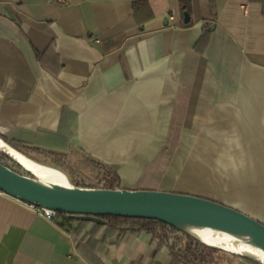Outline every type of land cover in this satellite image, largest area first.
Masks as SVG:
<instances>
[{
  "label": "crops",
  "instance_id": "0c3cea01",
  "mask_svg": "<svg viewBox=\"0 0 264 264\" xmlns=\"http://www.w3.org/2000/svg\"><path fill=\"white\" fill-rule=\"evenodd\" d=\"M0 138L264 222V0H0ZM0 264L175 263L151 234L68 231L3 195Z\"/></svg>",
  "mask_w": 264,
  "mask_h": 264
},
{
  "label": "water",
  "instance_id": "95a60500",
  "mask_svg": "<svg viewBox=\"0 0 264 264\" xmlns=\"http://www.w3.org/2000/svg\"><path fill=\"white\" fill-rule=\"evenodd\" d=\"M0 189L21 200L99 223L104 221V215L153 218L198 239L184 226L214 228L237 236L264 253L263 222L239 209L200 195L164 190L57 186L20 174L1 161ZM242 256L264 264L253 257Z\"/></svg>",
  "mask_w": 264,
  "mask_h": 264
},
{
  "label": "trees",
  "instance_id": "16d2710c",
  "mask_svg": "<svg viewBox=\"0 0 264 264\" xmlns=\"http://www.w3.org/2000/svg\"><path fill=\"white\" fill-rule=\"evenodd\" d=\"M210 26L205 22L203 35L197 44L200 50L206 49L209 43ZM19 151L24 153L28 158L32 159L31 151L25 150L22 146L15 145ZM23 150V151H22ZM37 153L50 154L47 151L36 149ZM50 156V155H48ZM0 161L17 171L20 174L34 177L33 174L10 155L0 150ZM99 169L97 183L78 182L76 186L98 189H124L121 184V178L116 170L102 161L92 159ZM10 163L13 164L10 165ZM16 166V168L14 167ZM18 166V167H17ZM77 218L69 213L58 212L54 217L62 228L70 231L72 229V219ZM109 232H119L121 230H129L133 234L148 233L153 235L159 242V247H167L175 264H217V254L222 250L217 247L210 246L192 234L176 228L168 223L153 218H138L119 215L102 216ZM79 219V218H78ZM83 223L91 220L81 219ZM251 260L254 264H260L254 259L244 257Z\"/></svg>",
  "mask_w": 264,
  "mask_h": 264
},
{
  "label": "bare ground",
  "instance_id": "6f19581e",
  "mask_svg": "<svg viewBox=\"0 0 264 264\" xmlns=\"http://www.w3.org/2000/svg\"><path fill=\"white\" fill-rule=\"evenodd\" d=\"M0 150L8 152L10 155L19 159L23 165L39 176H45L51 179L49 184L57 186L71 185L67 175L54 167L35 162L18 151L10 147L0 138ZM45 182V181H44ZM188 231L198 236L202 241L209 245L217 246L228 252L242 254L253 257L264 263V253L247 244L237 236L225 231L202 226H184Z\"/></svg>",
  "mask_w": 264,
  "mask_h": 264
},
{
  "label": "rangeland",
  "instance_id": "374dc122",
  "mask_svg": "<svg viewBox=\"0 0 264 264\" xmlns=\"http://www.w3.org/2000/svg\"><path fill=\"white\" fill-rule=\"evenodd\" d=\"M4 142L7 143L6 141H4ZM8 145L10 147H12L13 149H15L16 151H18L15 147L11 146L10 144H8ZM18 152L20 154H22L23 156H26L24 153H21L20 151H18ZM8 155H10V154H8ZM11 157L23 166V163L19 159H17L16 157H14L12 155H11ZM37 158L39 159L38 162H40V163L43 162L42 164L54 167V168L59 169L60 171L64 172L67 175V177L69 178L71 185L76 186L75 184H77L78 182L97 183L99 181L98 180L99 169H98L97 165L92 161V159H94V158H91L88 155L84 157V156H80V154L79 155L69 154L67 156H60V157L56 156L55 157L52 155L48 156L47 154H45V155L38 154ZM103 163H105V162H103ZM105 164L111 166L119 174L118 170L114 166H112L108 163H105ZM10 165L13 166L12 163H10ZM14 167L16 168V166H14ZM33 176H34L33 178L37 179V180H42L45 182L51 181L50 178L45 177V176H39V175H36L35 173L33 174ZM119 176L121 178L120 174H119ZM121 184L123 186L122 178H121ZM256 219H258V218H256ZM261 222H263V221H261ZM244 257L245 256H242V255H239L236 253H232V252H228V251L223 250V249L216 256L217 264H254L251 260L246 259ZM260 264H262V263H260Z\"/></svg>",
  "mask_w": 264,
  "mask_h": 264
},
{
  "label": "built area",
  "instance_id": "2783aa9c",
  "mask_svg": "<svg viewBox=\"0 0 264 264\" xmlns=\"http://www.w3.org/2000/svg\"><path fill=\"white\" fill-rule=\"evenodd\" d=\"M58 2H66V0H55ZM5 196V195H10L8 194L6 191L0 189V197L1 196ZM19 201L23 202L24 204H26L28 207H30L31 209H33L34 211H36L38 214L44 216L45 218L49 219V220H53L54 217L57 215L58 211L51 209V208H47V207H43V206H39L37 204L34 203H30L24 200H21L19 198H17Z\"/></svg>",
  "mask_w": 264,
  "mask_h": 264
}]
</instances>
